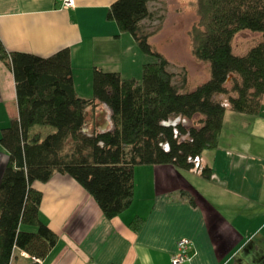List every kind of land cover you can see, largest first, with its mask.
I'll return each instance as SVG.
<instances>
[{
    "label": "trees",
    "instance_id": "obj_1",
    "mask_svg": "<svg viewBox=\"0 0 264 264\" xmlns=\"http://www.w3.org/2000/svg\"><path fill=\"white\" fill-rule=\"evenodd\" d=\"M148 3L118 0L107 14L121 32L134 37L147 58L142 82L94 69L91 99L77 94L70 49L41 58L9 53L0 40V58L13 72L19 109L18 119L0 140L9 153L0 183V264H11L16 248L41 261L58 240L40 219L42 193L33 188L34 182L46 183L57 173L69 175L112 219L133 203L136 166L193 170L190 158L218 146L228 108L249 116L260 114L264 0L195 2L199 20L189 33L190 48L197 61L209 64L210 78L189 92H180L174 85L168 59L141 29V23L151 17ZM244 31L259 34L260 40L237 55L234 40ZM99 104L110 109L113 129L85 131L88 110ZM177 118L189 124L199 118L198 126L163 124ZM201 172L211 178L210 169ZM140 223L134 222L133 228L138 230ZM22 225L38 231L23 232Z\"/></svg>",
    "mask_w": 264,
    "mask_h": 264
},
{
    "label": "crops",
    "instance_id": "obj_2",
    "mask_svg": "<svg viewBox=\"0 0 264 264\" xmlns=\"http://www.w3.org/2000/svg\"><path fill=\"white\" fill-rule=\"evenodd\" d=\"M117 1L75 0L65 9L59 0H0V40L9 53L41 58L70 49L77 94L91 99L94 69L142 80L146 59L136 40L107 20ZM163 1L149 0V19ZM111 115L103 104L88 110V129L111 131ZM18 117L15 78L0 58V140ZM201 159L210 179L173 165L136 166L133 203L112 219L69 175L34 182L40 219L58 240L40 263L16 248L11 264H171L183 238L193 243L185 264H264V99L257 116L228 108L218 146ZM8 161L0 143V183Z\"/></svg>",
    "mask_w": 264,
    "mask_h": 264
},
{
    "label": "rangeland",
    "instance_id": "obj_3",
    "mask_svg": "<svg viewBox=\"0 0 264 264\" xmlns=\"http://www.w3.org/2000/svg\"><path fill=\"white\" fill-rule=\"evenodd\" d=\"M196 1L164 0L153 6L154 18L141 23L142 31L155 38L156 51L168 59V70L174 74L173 83L180 92L195 90L210 76L209 64L197 61L190 48L189 33L199 20ZM259 40V34L249 31L239 33L234 40L235 54L247 52ZM142 55L147 60L143 53ZM198 122L199 118H195L188 124L191 127L194 123L197 127Z\"/></svg>",
    "mask_w": 264,
    "mask_h": 264
},
{
    "label": "built area",
    "instance_id": "obj_4",
    "mask_svg": "<svg viewBox=\"0 0 264 264\" xmlns=\"http://www.w3.org/2000/svg\"><path fill=\"white\" fill-rule=\"evenodd\" d=\"M62 7L65 9L71 8L75 6V0H59ZM225 106H228L227 103L224 104ZM179 123H182L184 125H187L188 122L185 119H174V120H170L167 122H164L163 124L165 126H173V127H177V125ZM88 128H85V131H87ZM89 131V130H88ZM102 133H105L104 131H102ZM177 133V131H176ZM183 140L186 139V136L182 138ZM165 146V150L168 151L169 147L168 145H164ZM189 161L191 163H193L194 167L193 170L197 171V172H201L203 169L202 166V159L201 156H196L194 158H190ZM193 249V243L186 238L180 239L177 243V251L176 253L171 257V264H185L186 262H188L191 258V250ZM35 263H40L41 261L33 258Z\"/></svg>",
    "mask_w": 264,
    "mask_h": 264
}]
</instances>
